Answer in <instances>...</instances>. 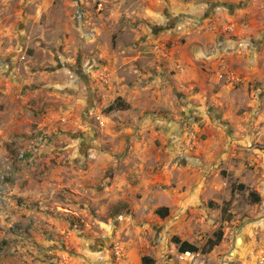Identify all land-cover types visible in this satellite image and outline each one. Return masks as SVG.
I'll return each instance as SVG.
<instances>
[{
    "label": "crops",
    "instance_id": "1",
    "mask_svg": "<svg viewBox=\"0 0 264 264\" xmlns=\"http://www.w3.org/2000/svg\"><path fill=\"white\" fill-rule=\"evenodd\" d=\"M95 1L102 2L98 18L88 12L86 24L100 35L115 30L118 42L98 47L101 103L84 128L91 129L94 116L103 127L100 149L97 138L89 149L99 166L89 161L88 173L109 197L104 217L116 227L107 238L123 241L124 257L91 249L75 229L65 238L74 248L83 239L76 264H143L144 257L180 264L171 239L198 247L195 242L211 238L231 207V180L264 199V0ZM12 38L10 27H0V104L11 111L0 130L19 140L15 131L29 111ZM222 60L241 84L219 80ZM118 99L126 110L104 111ZM191 118L200 139L194 150L185 144ZM253 225L264 230V214ZM21 237L27 248L41 242L37 264H51L42 261L52 259L58 236Z\"/></svg>",
    "mask_w": 264,
    "mask_h": 264
},
{
    "label": "rangeland",
    "instance_id": "2",
    "mask_svg": "<svg viewBox=\"0 0 264 264\" xmlns=\"http://www.w3.org/2000/svg\"><path fill=\"white\" fill-rule=\"evenodd\" d=\"M101 4L95 0H0V27L12 29V45H8L14 47L12 54L17 53L21 93L29 111L20 121L21 129L17 132L18 126L15 131L21 139L0 130V264L41 262L35 246L42 243L28 242L27 248L20 240L25 234L58 236L59 243L52 244L56 250L52 259L42 261L51 260V264L78 261L83 239L77 237L74 248L65 238L69 230L75 229L77 235L90 239L91 249L105 254L123 243L109 237L105 242L116 227L104 217L109 197L101 194L103 188L98 180H89L88 173L89 161L99 166L98 156L91 158L89 149L96 138L95 147L100 149L103 127L94 116L91 129L84 128L92 106L100 108L101 103L98 47L118 42L115 30L100 35L86 24L88 12L98 18ZM8 110L0 104V126L11 121ZM89 133L93 139L85 138ZM231 184L238 191L233 192L231 207L224 208L225 224L211 238L195 242L202 262L264 264V230L253 225L257 214H264V199L255 204L250 196L254 189L239 190L233 180ZM220 231L222 242L209 250L208 242L216 240L215 233Z\"/></svg>",
    "mask_w": 264,
    "mask_h": 264
},
{
    "label": "built area",
    "instance_id": "3",
    "mask_svg": "<svg viewBox=\"0 0 264 264\" xmlns=\"http://www.w3.org/2000/svg\"><path fill=\"white\" fill-rule=\"evenodd\" d=\"M245 45H241L244 47ZM240 47V46H239ZM218 78L221 82L227 85L236 86L242 83V77L237 72L230 70L225 60H222L220 69L218 71ZM186 141L185 144L191 149H196L200 144V139L195 131L194 119H189L185 131ZM113 252L116 258L122 259L124 257V249L120 244H117L113 248ZM177 260L180 264H203L202 253L200 251H185L178 254Z\"/></svg>",
    "mask_w": 264,
    "mask_h": 264
},
{
    "label": "trees",
    "instance_id": "4",
    "mask_svg": "<svg viewBox=\"0 0 264 264\" xmlns=\"http://www.w3.org/2000/svg\"><path fill=\"white\" fill-rule=\"evenodd\" d=\"M127 109V106L123 104V101L121 99H118L115 101L114 104H112L108 109H107V112H112V111H116V110H126ZM241 190H245L246 187L245 186H240L239 187ZM251 197H255V200H254V203L255 204H258L260 203L261 201V197L255 193V192H251L250 194ZM160 212V211H159ZM215 237H216V240H210L208 243H209V250H212L214 247H217L221 242H222V239H223V234L222 232H216L215 233ZM174 242L179 245V251L180 252H185V251H198L199 248L192 245V244H189L187 242H182L181 240L179 239H174ZM143 264H155V260L150 258V257H144L143 258Z\"/></svg>",
    "mask_w": 264,
    "mask_h": 264
}]
</instances>
